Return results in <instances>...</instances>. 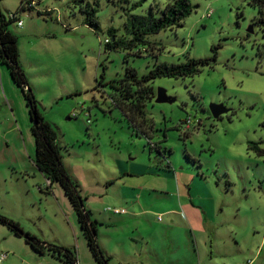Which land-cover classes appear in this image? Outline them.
Returning a JSON list of instances; mask_svg holds the SVG:
<instances>
[{
    "label": "rangeland",
    "instance_id": "rangeland-1",
    "mask_svg": "<svg viewBox=\"0 0 264 264\" xmlns=\"http://www.w3.org/2000/svg\"><path fill=\"white\" fill-rule=\"evenodd\" d=\"M23 1L0 0V9L22 21L9 23L19 62L39 112L57 131L64 167L97 222L109 263L264 264V154L254 148L264 151L258 7L248 0H191L196 7L183 24L148 35L147 46L128 53L105 48L108 29L128 38L129 14L157 16L169 0H33V7H20ZM87 2L97 10V30L80 11ZM198 57L209 64L192 76L151 81L154 91L164 87L176 100L148 101L152 130L149 137L137 132L107 82L122 78L126 65L140 76L159 62ZM213 102L227 109L218 118L208 107ZM29 116L21 88L0 63V213L73 250L77 264H93L63 188L49 185L35 165ZM1 253L7 256L0 264H72L35 252L3 224Z\"/></svg>",
    "mask_w": 264,
    "mask_h": 264
},
{
    "label": "trees",
    "instance_id": "trees-1",
    "mask_svg": "<svg viewBox=\"0 0 264 264\" xmlns=\"http://www.w3.org/2000/svg\"><path fill=\"white\" fill-rule=\"evenodd\" d=\"M76 1L81 2L82 0ZM24 2L27 1H23L20 7H24ZM248 2L258 7L256 23L264 29V0H248ZM136 5H140V2H136L132 7ZM195 7L196 5L192 4L191 0H169L157 16L152 11L148 15L129 14L127 22H125L129 37H116V30L109 28L108 32L112 38L111 40L106 38L105 48L112 50L121 47L129 50V53L134 47L147 46L148 35L158 33L169 26L173 27L183 24V19ZM80 11L84 14V22L94 30H97L99 28V20L96 16V8L87 2L85 5L80 6ZM18 17L17 12L12 14V16L6 17L0 9V63H5L8 66L13 81L21 88L25 97L30 114L29 118L32 123V134L35 139L33 158L35 165L39 172L45 176L49 185L57 183L63 188L69 203L73 207L76 221L87 242V246L94 257L93 264H110V255L100 247L97 239V222L91 218L92 212L85 206L84 196L80 193L78 184L71 178L64 167L60 152L61 146L57 141V131L54 125L39 112L36 106L35 94L32 92L27 76L19 62L18 37L17 34L9 29V23L17 21ZM212 50L214 51L212 58H214L216 56L215 47ZM124 59H127V54L124 55ZM207 64H209V59L201 57L187 58L186 61L177 63L163 61L156 63L153 68H150L149 71L140 76L137 74L135 67L126 65L122 78L113 79L107 83L110 88L119 92L115 103L126 116L129 124L137 132L140 131L149 137L152 123L145 113V105L148 101L152 102L156 98V90L154 91V88H152L151 81L159 76H192ZM97 84H103V75H101ZM149 144L150 147L156 148L158 153L162 151L155 143L150 142ZM254 148L260 154H264L262 148L256 144ZM161 155L166 161L168 160L166 153ZM169 163L167 161L168 166ZM0 224L7 226L15 235L24 237L35 252L39 254L50 252L68 263L77 264V256L73 250L41 240L35 234L23 230L20 222L13 218L0 213Z\"/></svg>",
    "mask_w": 264,
    "mask_h": 264
},
{
    "label": "water",
    "instance_id": "water-1",
    "mask_svg": "<svg viewBox=\"0 0 264 264\" xmlns=\"http://www.w3.org/2000/svg\"><path fill=\"white\" fill-rule=\"evenodd\" d=\"M250 30V28L248 29ZM176 100L175 96H170L166 92V89L164 87H157L156 89V102H168L172 103ZM209 110L215 118H218L223 112H225L227 109L223 106V104H218V103H211L209 106Z\"/></svg>",
    "mask_w": 264,
    "mask_h": 264
},
{
    "label": "built area",
    "instance_id": "built-area-1",
    "mask_svg": "<svg viewBox=\"0 0 264 264\" xmlns=\"http://www.w3.org/2000/svg\"><path fill=\"white\" fill-rule=\"evenodd\" d=\"M34 4H35V2L33 0H31V1L25 2L24 3V6L33 7ZM11 16H12V14H11ZM16 22H17L18 25H21L22 24V21L20 19H17ZM105 41H107V39H105ZM87 122H89V119H87ZM109 210L113 211L116 214H122V213H126L127 212V209L126 208H116V207H112V208H109ZM161 215L162 214L157 215V219H160L161 218ZM6 256L7 255L5 253H1L0 254V260L5 259Z\"/></svg>",
    "mask_w": 264,
    "mask_h": 264
},
{
    "label": "crops",
    "instance_id": "crops-1",
    "mask_svg": "<svg viewBox=\"0 0 264 264\" xmlns=\"http://www.w3.org/2000/svg\"><path fill=\"white\" fill-rule=\"evenodd\" d=\"M19 18V17H18ZM1 74H2V72H1ZM111 211V210H110ZM127 213V212H126ZM126 213H122V214H126ZM161 219V218H160Z\"/></svg>",
    "mask_w": 264,
    "mask_h": 264
}]
</instances>
